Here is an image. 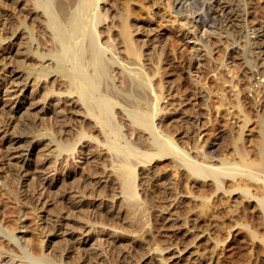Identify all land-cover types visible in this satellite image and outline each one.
Here are the masks:
<instances>
[{
	"label": "bare ground",
	"instance_id": "1",
	"mask_svg": "<svg viewBox=\"0 0 264 264\" xmlns=\"http://www.w3.org/2000/svg\"><path fill=\"white\" fill-rule=\"evenodd\" d=\"M101 1L102 0H32L31 2L33 5L32 8L40 9L41 14H43L45 18L44 22L47 30H49L48 32L52 41L50 53H48L49 50L47 49V53L42 52L44 55L41 56L39 54V56L43 58L47 55H51L55 64V67H53V69L51 68L50 71L42 70L43 73L40 74V77H38L39 74L37 73L38 79L35 81V86L39 88L42 84L39 83L41 80L40 78L43 76L47 77L51 72L55 71L64 77V84H66V87L64 86L65 91L50 89L51 92H48V96H58L59 103L63 104L61 111L67 108H65L66 105L73 104L81 105L85 111V114H83L80 120V125L77 126L79 136L76 137L75 140L73 139L74 141H71L72 139H67L66 142H57L56 145L59 149V154L60 151L67 150L72 158H76L80 150L77 149V143H81L82 145L83 142L84 144L87 142V145L90 143V151L86 148L87 145L85 150H88V152H90L89 154L92 155L91 158H93L97 153L99 154L101 147L100 151L99 147H97L98 150H93L94 148L91 149V142L98 141V144L93 143L94 147L95 145H100V141L107 146L105 155L109 154V158H105L106 156L104 155V158L101 157V159L103 158L102 165L100 163L101 166L98 163L99 166L96 163V167L95 165L92 166L98 173L102 172V176L107 177V182L98 190V195L110 197L113 199V204L109 203V205H107L105 203V205L103 204L98 210L100 212H96L104 223L113 221V223L115 222V224H117L120 223L119 221L124 220L125 226H122H124L123 228H125V231L127 230L129 232L127 234L139 232L136 235L137 237L132 235L131 239L129 238L135 247V254H133L136 256L132 255L134 258L137 256L144 258L146 264H161V262L162 264H168L170 255H166L167 253L163 254L167 248L164 246L163 240L159 237V239L157 237L153 239L151 235L152 229H145V227L148 221H150V208L162 207V210L165 211L171 203L177 199L174 204L177 216L168 218V215L165 214H161L160 216L157 215L159 217L156 218L157 221L154 220L152 226L156 228L154 230H157L162 225L166 228H173L172 226L180 227V225H183L189 220L186 218L184 219L186 222H182L179 220V216L182 214L184 217L185 214L190 216L189 214L192 212V216L195 217L194 219H189L193 220V226L198 228L200 232L209 229L211 234L210 236L207 235L208 237L202 236L200 238L201 241L196 244V250H192V252L189 253H197L204 247H202V245H205L206 248L204 252L200 251V254L198 253L199 255L195 257L197 259L196 264H264V112L256 113L258 132L250 146L247 145L244 138L245 136H243V132H245L244 129L249 119H251V115L247 111L249 108H247V106H249L248 103L250 102V105L251 102L257 103L258 106L264 105L261 104V100H264V94L260 99L258 98V96L264 92V80L261 78L264 77V22H246V13L249 11L247 0H175L177 3V11L181 13L186 12L183 18L187 19L188 23H192L194 29L193 32H191V30L186 31L182 30L181 26L179 28L180 30L177 31H182L181 34H178L176 31L177 34H175V32H170L169 41L175 49L178 43L181 44L183 42V45H185V39L187 42L188 40L198 41L199 39V41L203 43V47H208V51L211 52L206 42L208 41L209 35L215 31L220 33V35L225 33V36L228 38L234 36L235 42L240 40L243 44L239 41L236 50H242L245 55L247 54V50L250 53L256 54L254 59H252L253 55L251 59H249L250 56L246 57L249 64L252 65L253 63V67L250 68V73H248L251 77L255 78L253 80L255 83L258 82V85L257 83L255 84L257 87L254 90V83L252 84L250 82L247 87L248 95L240 91L236 94V99L234 98L235 101L231 99L239 111L244 113L240 123L241 126L239 125L237 129L231 127L232 129L228 130L216 127V131L208 128L205 136L199 141L197 140L199 133L197 132L198 134L195 136V127L192 122L184 119L180 113L174 114L173 118H169L168 111L166 112L161 104V101L167 96L165 93L167 90H163L162 80L157 79L160 78L161 65L165 59H167L168 52H166V48H164L167 41L164 42V39H160L162 41L159 43L162 44V42H164V44L161 45L158 43L159 45L155 44L154 46H152V44V47L150 46L149 49H144L145 44H141L139 37L133 35V30L135 31L137 28L134 26L135 21L133 23L131 18L133 12L129 3L131 0H124L122 2L118 0L120 1V4L117 3L119 4L118 6L121 4L123 5H121V8L118 7V14L112 15L115 17H112L110 15L111 13L108 14V11L104 12V9L102 10L99 4ZM27 2L29 1L27 0ZM16 9L18 10V7H16ZM198 10L200 11L199 13H197ZM20 17L21 16H19V18ZM114 25H116L117 28L113 29L115 27ZM3 28H5V26ZM250 31L254 33V36L249 35ZM24 44H26V42H24ZM17 51V53L26 58L34 57L32 53L25 51L23 48ZM196 51L197 53L195 54L197 56L199 54L198 51H200L199 48ZM193 60L194 59L184 57L181 61L182 68L188 67L191 73V68L194 67ZM52 63L50 62V64ZM50 64L48 65L50 66ZM54 64H52V66ZM42 67L43 66H41V68ZM187 70L188 69H186V71ZM42 71L40 69V72ZM17 73L19 74V70H17L15 75ZM26 75L25 77L23 74L17 75L18 77H23V85L28 83V75ZM257 75H260V77H256ZM155 77H157V79H155ZM119 82L121 85L118 84ZM61 84H63V82H61ZM192 86L193 92L197 90L198 87L196 83ZM250 91H255V93L252 94V96H254L252 98L248 97L251 96L249 93ZM209 93L210 91L204 94V97H206L204 99L205 101L210 97ZM207 94H209V97H207ZM74 96L76 99H74ZM221 97L217 100L219 106L225 105L226 103L224 101L226 97L225 99H223V96ZM229 103L232 102L229 101ZM254 103H252V105H254ZM29 105L31 106L32 103ZM217 108H219L218 105ZM232 108L233 107L229 109ZM232 114H236L235 117L237 116L235 112ZM89 122L92 123V125ZM96 130L97 135L99 134L102 140L94 134ZM63 131L65 133L68 132L66 129ZM128 137H131L130 139L132 140ZM82 138H85L83 142H79ZM50 140L51 142L54 141L53 139ZM139 164L142 167L141 172L138 168ZM167 166L172 167L176 177L175 183L173 182V185L170 188L168 187L169 194H167L168 189L166 188L169 184L167 185L165 180L167 176L161 173L162 169L164 167L167 168ZM97 172L95 173L97 174ZM23 174H25V172ZM139 176H141L140 180H143L141 183L146 186L142 194V201L139 199L140 193L137 188ZM28 178L27 181H29ZM163 179L165 181H163ZM85 181L88 182L84 177V182ZM90 182L92 181H89V183ZM164 185H167L165 189L163 188ZM93 189V187L92 190L90 188L91 191H93ZM83 190H77L81 192L79 196L82 198L85 197V191ZM88 191L89 190H87V192ZM94 191L96 192V190ZM181 192L193 194L197 199L177 198V195ZM233 193H239L243 200H238V202L235 200L233 201L231 196ZM22 194H24V192H22ZM32 194L34 193L32 192ZM2 195H4V193H2ZM18 196L19 195H17V197ZM87 196H89L88 193ZM245 198H247V203L245 202ZM252 198H254L255 201L254 199L251 201ZM153 214L154 213H152V215ZM219 218H221L220 221H218ZM1 220L2 219H0V221ZM158 220L160 221L159 226L157 224ZM213 220L217 222V233H213L211 231L212 228H209ZM117 225L119 228V224ZM117 225H113V227ZM7 227L9 228V225ZM233 227H236L235 231L240 234L239 237L234 236L235 232L231 231ZM143 229L145 230L143 231ZM224 229H229L228 235L226 236L228 237L232 232V238L235 237L236 241L226 242V237H223ZM6 230L3 231L0 228V231L3 232L4 235H7L9 240L18 243L13 232L14 229ZM242 232L246 233L241 234ZM54 235H56V232ZM113 235L114 234H112V236ZM240 237L243 238L240 239ZM1 239L2 237L0 240ZM192 239L190 243L194 241V238ZM4 241L6 240L4 239ZM7 243L4 242L5 245H8ZM2 244L0 246V255L2 254L3 256V252L8 249V246L3 247ZM13 245L14 246L10 247L19 250L17 245L14 243ZM31 245L32 251L34 250L33 252L39 253L42 251L38 249V246L35 247L33 243ZM119 246L118 243V246L116 244L114 247L116 250H119ZM228 247H230V249ZM220 248H228L230 254L223 253V256H218L219 251L222 250ZM16 250H13V248L10 250V252H13L10 253L11 256L8 258L9 260H6L4 264H17L18 261L19 264H64L63 262H58V259L56 260L55 258L53 259L41 255V253H34L35 255H32L26 252L22 246L19 252L21 254H17L18 251ZM62 250L64 251L65 249ZM182 250L183 249H180V251ZM152 251L154 252L151 253ZM97 252L96 255H99V252ZM58 253H60V251ZM172 256L173 255L170 257ZM140 260L142 259L138 258V261ZM96 262L98 261L94 259V262L90 263L96 264ZM90 263L83 259L81 264Z\"/></svg>",
	"mask_w": 264,
	"mask_h": 264
},
{
	"label": "rangeland",
	"instance_id": "2",
	"mask_svg": "<svg viewBox=\"0 0 264 264\" xmlns=\"http://www.w3.org/2000/svg\"><path fill=\"white\" fill-rule=\"evenodd\" d=\"M28 1L30 3L27 2V0H0V219H2L0 221V228L5 231L6 227L9 225V228L11 227L14 229L13 232L16 239L18 240V243H15V241L9 240L8 236L4 235V233L0 231V238L2 237V239L0 240V246L2 243L4 244V242L7 243L9 241L7 243L8 245L2 244L3 247L8 246V249L4 250L5 252H3V256L2 254L0 255V262H2L0 264H4L6 260H9L8 258H10L11 256L10 253L13 252H10L12 248L13 250H16V248L14 249V247H10L14 246L13 243L18 246L19 250H16L18 251L17 254L20 252L21 246L26 252L32 255L34 253H38L33 252L34 250L32 251L31 244L33 243L35 247L38 246V249L42 250L41 252H39L41 253V255L51 257L53 259L55 258L56 260L58 259V262L60 261L64 264H81L83 259L87 260L89 263L94 262L95 259V261H98L96 262V264H146L144 258L137 256L139 259H142L140 261H138L137 257L134 258V256H136L134 255L135 247L133 242L130 240L132 235L136 236L139 232L127 234L129 232L127 230L125 231V228H123L125 226L124 220L119 221L120 223H117L119 224L118 228V225L115 224V222L113 223V221L104 223L99 218V215L96 212L101 208V206H103V204L105 205V203L107 205H109V203L113 204V199H111L110 197L106 195H98V190L105 185V183L107 182V177L102 176V172L98 173L93 169L94 165L95 167L98 164L100 165V163L102 165V159L107 152V146L100 141L99 143H101L102 145H95L94 147L93 143L98 144V141H96L98 139L95 140L96 142H91V149L94 148L93 150H98L97 147H99L100 151L101 147V151L99 152V154L97 153L95 157L93 156V158H91L92 155L89 154L90 152H88L90 143L88 144L89 146L87 145V142H85L84 144L83 139L85 138H82L79 142H83V144L81 145V143H77V149L80 150L77 153L76 158H72L69 154V151L67 150H62V152L60 151L59 154V149L56 145L57 142H66L67 139H72L71 141H74L76 137L79 136L77 126L80 125V120L82 119L83 114H85V111L83 110L84 108H82V106L79 104L66 105L65 108H67L61 111V107H63V104L59 103L58 96H55L56 98L48 96V92H51L50 89L65 91L66 84H64V77H62L55 71L51 72L47 77L41 75L43 77L40 78L41 80L39 81V83L42 84L39 88L35 86V81L38 79V77H40V74L43 73V71H50L51 68L53 69V67H55V64L53 58H51V55L45 56L46 58L43 57L44 59L39 56V54L41 56L44 55V53L42 52L47 53L48 50V53H50L52 41L51 36L48 32L49 30H47V27L45 25V18L43 14H41L40 9L32 8V0ZM116 1L102 0L99 4L102 10L104 9V12L108 11V14L111 13L110 15L112 16L118 14V7L121 8V5H123L121 4L120 6H118L120 4V1ZM122 1L124 0H121V2ZM129 3L133 11L131 14L132 22L134 23L135 21L134 26L135 28H137L135 31L133 30V35L139 37V41L141 44H145V46L143 45L144 49H149L152 44V46H154L155 44H161L159 42L163 39L164 42L167 41L164 45V48H166V52H168L167 59H165V61L161 65L160 78L157 79V76L155 77V79H161L163 82V90H167V92H165L167 96L161 101V104L163 105L165 111H168V117L173 118L174 114L180 113V115H182L184 119L192 122L195 127V136L199 133V135L197 136V140L199 141L205 136L208 128L214 130L216 129V127H220L221 129L225 128L227 130L232 128L237 129L242 121V115H244V113L239 111L235 104H233V101H235V97L237 96L236 94H238V92L240 91H243L246 93V95H248L247 87L250 82L252 84L254 83L253 86H255L256 83L258 85V82L255 83V81H253L255 78L251 77V75L249 74V70L251 67H253V63L251 65L247 60V57L250 56L249 59H251L252 55V59H254L256 57V54L250 53L247 50V54L245 55L242 50H236V46L240 40L238 42H235L234 36L228 38L227 36H225V33L223 35H220V33L215 31L209 35L208 41L206 42V44L209 45L211 52L208 51V47H203V43L199 41V39V42L189 40L187 42V40L185 39V45H183V42L181 44L177 42L178 45H176L175 49V47L172 46L169 41V35H171V33L180 30L179 28L181 26L182 30H191V32L194 31L192 23H188V20L183 18V15H185L186 12L181 13L177 11V3L175 0H131V2ZM15 6L18 7V10ZM247 7L249 10L246 13L247 23H252L253 21H255V23L261 21L264 22V0H247ZM199 12L200 11L198 10L197 13ZM19 16L23 18H19ZM4 26L5 28H3ZM114 26L115 27L113 29L117 28L116 25ZM176 32L175 34L182 33V31H179L177 33ZM249 33L250 36H254V33L252 31H250ZM230 41H233L234 43ZM24 42H26V44H24ZM164 42H162V44H164ZM241 44L243 43L241 42ZM196 45L200 50L198 51L199 54L197 56L195 54L197 53L196 50L198 49ZM22 48L25 49V51H29L30 53H32L34 57L26 58L25 56L17 53V50ZM34 51L37 52L35 53ZM10 56L14 57L11 58ZM184 57L194 59V67L191 68V73L188 67L182 68L181 61L184 59ZM50 62H53L52 64L54 65L52 66ZM48 64H50V66ZM41 66L43 67L41 68ZM40 69L41 71H43L40 72ZM186 69L188 70L186 71ZM17 70H19V74L17 73L15 75ZM25 73H30L29 75L27 74V82L29 84L26 83V85H23V77H18L17 75L23 74V76L25 77ZM37 73L39 74L38 77ZM256 77H260V75H257ZM261 78L264 80V77ZM60 81L63 82V84H61ZM194 83H196L198 88L193 92L192 85H194ZM118 84L121 85L120 82ZM256 87L257 86L253 87L254 90ZM209 91L210 95L207 94V97H210L208 98L207 102L204 100L206 98L204 97V94L208 93ZM249 93L251 96L248 97H254L252 96V94H254L255 91H250ZM263 94L264 92L260 96H258V98L260 99ZM41 95L43 98L41 97ZM220 95L223 96V99H225L226 97V99L224 100L226 102L225 105L219 106V103H217V100L221 97ZM74 99H76L75 96ZM231 99L234 100L232 101ZM229 101L232 103H229ZM205 102L207 103V105ZM30 103H32L31 106L29 105ZM252 103L254 102H251L250 105L249 102V106H247V108L249 107L247 111L251 115V119H249V122L244 129L245 132H243V136H245V142H247L248 146L253 143V139L258 132L256 113L264 112V105H261L264 104V100H261V106H258L257 103H254V105H252ZM217 105L219 108H217ZM231 107H233V110L229 109ZM232 111L237 113L236 117V114H232L234 113ZM58 117L61 119H59ZM90 124L92 125V123ZM64 129H66V131L68 132L65 133L63 131ZM94 134L97 135V130ZM97 136L98 138L101 137L99 134ZM128 138L130 139L131 137ZM50 139H53L54 141L51 142ZM100 140H102V138H100ZM85 147L88 150H85ZM98 155L100 156V158ZM105 156V158H109V154ZM101 157L103 158L101 159ZM95 163L98 164L96 165ZM140 167L141 165L139 164L138 168L141 172L142 167ZM92 170L97 172V174ZM24 172L25 174H23ZM161 173L167 176V178L165 179L167 183H165L169 185H164L163 188L165 189V186H167L166 188L168 189V192H166L167 194H169V188L173 185V182L176 181V177L171 166H167V168L164 167ZM84 177L88 180V182H84ZM27 178L30 182L27 181ZM35 178L38 182L35 180ZM140 178L141 176L138 177L137 188L140 193L139 199L142 201V194L146 186L145 184L141 183L143 180H140ZM165 180L163 179V181ZM89 181L92 182L89 183ZM27 183L29 184V186ZM32 185L34 186V188ZM89 186L91 190L92 187L94 188L93 191L90 190ZM78 189L79 191L84 189L83 191H85V197L82 198L81 196H79L81 192H78ZM87 190L89 191L87 192ZM94 190H96L97 193ZM22 192H24V194H22ZM32 192L34 194H32ZM86 192L89 196H87ZM2 193H4V195H2ZM187 193L188 192H181L177 195V198L197 199V197L195 198L193 194ZM16 194L19 196L17 197ZM239 195V193H233L231 195L232 200H235L237 202L238 200L242 201L243 198L241 195V197ZM253 199L254 198H252L251 201H253ZM176 201L177 199L173 203H171V205L165 211L162 210V207L150 208V221H148L145 229H152L151 235L153 236V239L159 237L163 240L164 246L167 247L163 254L167 253L166 255L168 256L173 255L172 257L169 256L168 264H196L197 259L195 257L200 254V251L204 252L206 248L205 245L203 244L202 247H204L201 248L197 253H189H191L192 250H196V244L197 242L201 241L200 238L202 236L208 237L211 234L209 229L205 230L204 232H200L198 228L193 226V220L189 219H194L195 217L192 216V212L190 214L188 213L190 216L186 214L185 217L183 214L179 216V220L182 222H186L184 221V219L186 218L189 220L186 222L187 224L184 223L183 225H180V227L172 226L173 228H166L164 227V225H162L157 230H154L156 228H153L152 226L154 220L157 221L156 218H158L161 214L168 215V218L177 216L174 208V204L176 203ZM245 202H248L247 198H245ZM151 212L154 214L152 215ZM220 219L221 218H219L218 221H220ZM159 223L160 221L158 220V226L160 225ZM216 223V220H213L212 225L209 226V228H212L211 231L213 233L217 231ZM113 225L117 226L113 227ZM9 228L7 227L6 231L13 230ZM145 229H143V231ZM235 229L236 227H233L231 231L235 232V237H239L240 234H238ZM228 230H223V237H226V242L236 241L235 237L232 238V232L228 237L226 236L228 235ZM55 232L56 235H54ZM119 233H121L122 235ZM245 233L246 232H242L241 234ZM112 234L114 235L112 236ZM192 238H194V241L190 243ZM242 238L243 237H240V239ZM4 239L6 241H4ZM118 243L121 248L119 246V250H116L114 246H116V244L118 246ZM228 248L230 249V247ZM228 248H220L222 250L219 249L220 251L218 256H223V253L230 254ZM62 249L65 250L63 251ZM180 249L183 250L180 251ZM98 250H100L101 252ZM59 251L60 253L62 252L61 255L60 253H58ZM97 251L99 252V255H96ZM153 252L154 251H152L151 253ZM17 264H19V261L17 262Z\"/></svg>",
	"mask_w": 264,
	"mask_h": 264
}]
</instances>
